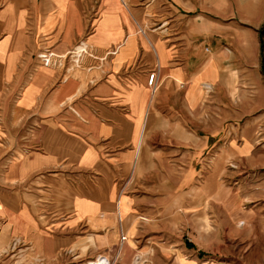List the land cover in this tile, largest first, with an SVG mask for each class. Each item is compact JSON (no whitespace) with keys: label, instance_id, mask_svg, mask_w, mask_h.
<instances>
[{"label":"crops","instance_id":"crops-1","mask_svg":"<svg viewBox=\"0 0 264 264\" xmlns=\"http://www.w3.org/2000/svg\"><path fill=\"white\" fill-rule=\"evenodd\" d=\"M263 11L264 0H0V244L57 251L71 242L53 232L85 226L82 250L108 249L115 209L126 240L161 236L164 187L210 217L224 194L223 174H210L227 166L238 122L227 108L242 105ZM80 41L95 58L79 70L43 66L42 49Z\"/></svg>","mask_w":264,"mask_h":264},{"label":"rangeland","instance_id":"rangeland-1","mask_svg":"<svg viewBox=\"0 0 264 264\" xmlns=\"http://www.w3.org/2000/svg\"><path fill=\"white\" fill-rule=\"evenodd\" d=\"M243 29L249 27L244 24ZM258 29L263 30L264 39V17ZM242 64V105L227 108L229 120H238L236 124H227V166L224 171L210 174L212 178L223 174L224 194L222 203H211L210 217L202 210V203L187 195L179 196L173 188L164 187L161 236H155L154 231H150L152 235L147 234L145 239L137 236L136 242L126 240L121 244L115 209L111 218L105 220L114 232L108 249L105 247L96 251L88 247L83 251L81 245L84 246L90 236L89 230L85 226L75 229L67 226L65 230L71 231L53 232L51 235L69 237V245L52 251L51 244L45 239L40 250H34L19 238L16 239L20 240V244L14 246L15 239H12L0 244V264H85L101 254L108 256L112 264H135L136 256L141 259L139 264H194L181 258V255L186 259L194 255L199 258V263L208 264H264V71L261 69V54L250 55L249 58L245 56ZM250 70L255 73L253 77L246 76L251 73ZM19 189L26 191V188ZM215 189L212 187V191ZM66 191L65 185V198ZM44 201H41L42 205ZM223 201L224 207H221ZM43 212H39L42 221L45 220ZM197 216L208 220V232L198 228L195 222ZM41 229L46 230L44 227ZM105 232L107 228L99 229V246L105 242ZM156 237L162 239L161 242L155 241ZM234 240L244 243L236 247ZM198 248L201 250L197 251Z\"/></svg>","mask_w":264,"mask_h":264},{"label":"built area","instance_id":"built-area-1","mask_svg":"<svg viewBox=\"0 0 264 264\" xmlns=\"http://www.w3.org/2000/svg\"><path fill=\"white\" fill-rule=\"evenodd\" d=\"M95 58L90 50V47L84 41L78 42L73 48L65 53H57L51 48L42 49V63L46 68L64 70L65 73L69 72L70 68H77L81 65L84 58ZM103 60V58L101 59ZM156 73L152 72L148 76L147 85L151 87L154 91L155 89ZM209 85H205L204 88L208 89ZM210 91V88H209ZM234 168L233 165L230 166ZM126 241V237L120 234L121 244ZM20 244V240L15 239L13 245ZM117 258V257H116ZM141 259L136 256L134 263L139 264ZM85 264H112V260L106 255H97L91 261Z\"/></svg>","mask_w":264,"mask_h":264},{"label":"trees","instance_id":"trees-1","mask_svg":"<svg viewBox=\"0 0 264 264\" xmlns=\"http://www.w3.org/2000/svg\"><path fill=\"white\" fill-rule=\"evenodd\" d=\"M260 38V54H261V69L264 71V39H263V30L259 31ZM188 246L192 247L190 244Z\"/></svg>","mask_w":264,"mask_h":264},{"label":"bare ground","instance_id":"bare-ground-1","mask_svg":"<svg viewBox=\"0 0 264 264\" xmlns=\"http://www.w3.org/2000/svg\"><path fill=\"white\" fill-rule=\"evenodd\" d=\"M72 69H73V70H79L78 68H74V67H73ZM80 70H81V69H80ZM240 226H241V225H240ZM5 252H6V251H5ZM139 263H140V262H139ZM142 263H143V262H142ZM142 263H141V264H142Z\"/></svg>","mask_w":264,"mask_h":264}]
</instances>
